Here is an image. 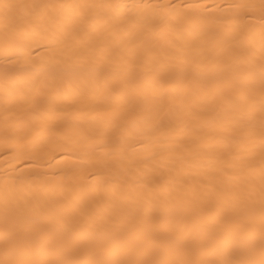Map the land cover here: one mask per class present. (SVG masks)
I'll list each match as a JSON object with an SVG mask.
<instances>
[{
	"label": "bare ground",
	"instance_id": "bare-ground-1",
	"mask_svg": "<svg viewBox=\"0 0 264 264\" xmlns=\"http://www.w3.org/2000/svg\"><path fill=\"white\" fill-rule=\"evenodd\" d=\"M0 264H264V0H0Z\"/></svg>",
	"mask_w": 264,
	"mask_h": 264
}]
</instances>
